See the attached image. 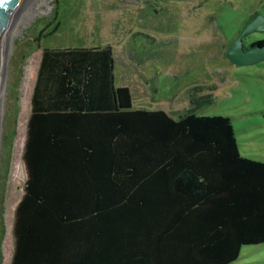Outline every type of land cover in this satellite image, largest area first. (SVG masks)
<instances>
[{"label": "trees", "instance_id": "trees-1", "mask_svg": "<svg viewBox=\"0 0 264 264\" xmlns=\"http://www.w3.org/2000/svg\"><path fill=\"white\" fill-rule=\"evenodd\" d=\"M112 62L110 46L42 48L10 264H234L264 244V162L231 119L197 114L199 87L183 111L135 108Z\"/></svg>", "mask_w": 264, "mask_h": 264}, {"label": "rangeland", "instance_id": "rangeland-1", "mask_svg": "<svg viewBox=\"0 0 264 264\" xmlns=\"http://www.w3.org/2000/svg\"><path fill=\"white\" fill-rule=\"evenodd\" d=\"M254 13L264 16V0H31L2 51L0 264H10L13 255L30 97L42 48L110 45L115 83L131 95L135 89L137 106L147 109H188V91L199 87V96L210 97L196 113L230 118L239 153L264 162V61L235 66L225 58ZM57 23L59 30L47 35ZM259 40L264 33L252 34L247 44ZM234 264H264V244L243 247Z\"/></svg>", "mask_w": 264, "mask_h": 264}, {"label": "water", "instance_id": "water-1", "mask_svg": "<svg viewBox=\"0 0 264 264\" xmlns=\"http://www.w3.org/2000/svg\"><path fill=\"white\" fill-rule=\"evenodd\" d=\"M31 0H0V66L1 54L13 31L20 13ZM254 33H264V16L256 14L230 43L225 58L235 66H251L264 61V44H249L247 38ZM1 69V67H0ZM24 163V161H23ZM25 167V164H24Z\"/></svg>", "mask_w": 264, "mask_h": 264}, {"label": "crops", "instance_id": "crops-1", "mask_svg": "<svg viewBox=\"0 0 264 264\" xmlns=\"http://www.w3.org/2000/svg\"><path fill=\"white\" fill-rule=\"evenodd\" d=\"M250 18V17H249ZM249 20H247V22H248ZM246 22V23H247ZM245 23V24H246ZM105 46H110V45H106V44H102V43H98V44H96V45H91V46H88V47H80V48H83V49H90V48H99V47H105ZM70 46H67V47H64V48H51V47H49V46H47V47H44V48H46V49H65V48H69ZM71 47H75V46H71ZM111 47V46H110ZM75 48H79V47H75ZM112 48V47H111ZM112 60H113V62H112V70H113V76H112V86L113 87H125V85H117L116 83H115V77H114V54H113V49H112ZM139 85V84H138ZM145 90L146 89H143V92H141V93H144L145 92ZM134 91H135V89H134ZM134 91L132 90V92H133V95H131L132 96V99H133V107H135V108H145L144 107V105H142L143 107H141V106H137L138 104H137V102L135 101V97H134ZM130 93H131V91H130ZM134 102H136V104L134 103ZM167 113V112H166ZM170 113V112H169Z\"/></svg>", "mask_w": 264, "mask_h": 264}, {"label": "bare ground", "instance_id": "bare-ground-1", "mask_svg": "<svg viewBox=\"0 0 264 264\" xmlns=\"http://www.w3.org/2000/svg\"><path fill=\"white\" fill-rule=\"evenodd\" d=\"M42 4H38V6H41ZM4 54L2 53V56H1V69H3L2 67H3V65H4ZM1 69H0V87H1V85L3 84L2 82H3V80H2V76H1V72H4L3 70L1 71ZM5 79V78H4ZM0 89H2V88H0ZM1 96V95H0ZM0 101H1V99H0Z\"/></svg>", "mask_w": 264, "mask_h": 264}, {"label": "flooded vegetation", "instance_id": "flooded-vegetation-1", "mask_svg": "<svg viewBox=\"0 0 264 264\" xmlns=\"http://www.w3.org/2000/svg\"><path fill=\"white\" fill-rule=\"evenodd\" d=\"M247 42H248V41H247ZM253 42H255V41H252V42H251V43H249V44H252ZM249 44H247V43H246V46H249Z\"/></svg>", "mask_w": 264, "mask_h": 264}]
</instances>
